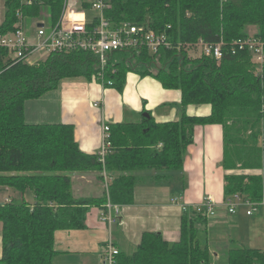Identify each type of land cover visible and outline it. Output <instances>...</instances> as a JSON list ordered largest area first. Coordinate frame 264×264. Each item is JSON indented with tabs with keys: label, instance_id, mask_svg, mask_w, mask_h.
I'll return each instance as SVG.
<instances>
[{
	"label": "trees",
	"instance_id": "trees-1",
	"mask_svg": "<svg viewBox=\"0 0 264 264\" xmlns=\"http://www.w3.org/2000/svg\"><path fill=\"white\" fill-rule=\"evenodd\" d=\"M69 0H6L0 36L14 32L17 13L24 28L35 21L55 25ZM94 0H83L90 9ZM105 16L115 25L129 22L164 33L175 46L202 39L223 41V58H190L175 47L160 48L152 55L140 51L115 53L104 72L106 88L123 91L128 74L153 77L166 90L181 92V106L210 105L207 116L183 113L179 120L158 123L150 115L140 122L108 124L112 149L105 166L97 154H86L75 140V128L67 124H28L25 103L55 90L66 79L98 80L99 62L89 52L51 53L43 61L28 64L12 60L0 48V187L34 203L12 199L0 203V262L5 264H54L58 231L83 230L89 209L134 203L139 183L136 173L183 169L197 126L221 125L224 130L223 167L226 198L241 193L252 202L264 198L262 170L264 146V66L256 74L252 54L233 44L247 39L249 28L264 43V0H111ZM113 178L109 196L76 199L72 175L103 171ZM161 175V174H160ZM207 217L184 212L180 238L168 242L161 233L145 232L131 256L120 253L116 264H213L202 245L198 225ZM226 264H264V251L232 246Z\"/></svg>",
	"mask_w": 264,
	"mask_h": 264
},
{
	"label": "crops",
	"instance_id": "crops-1",
	"mask_svg": "<svg viewBox=\"0 0 264 264\" xmlns=\"http://www.w3.org/2000/svg\"><path fill=\"white\" fill-rule=\"evenodd\" d=\"M5 1L0 0V26L5 21ZM35 22L33 29L29 26L26 31L31 40H34ZM251 32L255 35L257 29L253 28ZM39 58V55L33 56V64L38 63ZM180 103V91L164 89L151 76L130 73L123 91L106 88L96 80L88 81L81 77L63 80L57 89L26 101L24 111L28 124L73 125L80 150L86 154H97L102 146L105 124L140 122L145 113L162 123L177 121L183 113L207 116L211 112L210 105L182 108ZM261 144L263 146V139ZM223 158V127L197 126L181 171H138L134 203L117 205L118 222L111 231L101 220V207H91L83 230L56 232L54 247L57 253L53 263L103 264L110 240L120 253L131 256L145 232L161 233L170 243L178 241L184 211L173 203L176 197H180L181 203L189 208L202 204L207 196L216 201L217 214L198 225L200 241L208 246L213 264H226L227 252L232 246L264 251V207L252 216L247 215L245 206L239 207L235 214H229L224 207L228 171L223 167ZM257 173L264 174V155L262 170ZM0 192L3 195L0 203L6 199H25L34 203L30 193L22 196L2 187ZM72 194L76 199L98 200L105 198L106 189L97 173H75L72 175Z\"/></svg>",
	"mask_w": 264,
	"mask_h": 264
},
{
	"label": "built area",
	"instance_id": "built-area-1",
	"mask_svg": "<svg viewBox=\"0 0 264 264\" xmlns=\"http://www.w3.org/2000/svg\"><path fill=\"white\" fill-rule=\"evenodd\" d=\"M111 0H94L90 9L81 8L80 11L68 13V2L63 13L55 25L46 24L44 21H36L34 40L28 36L23 24L22 13H17L18 23L14 32L0 36V48L6 49L9 58L21 60L33 64V56L39 55L42 60L51 53H72L76 51L89 52L96 56L100 71L98 80L104 87L112 85V82L104 80V72L113 60L115 53L124 51H140L146 48L150 54L155 55L160 48H176L183 51L190 58L210 57L220 62L223 58V47L225 43L220 41L212 44L202 39L194 43H179L176 46L170 42L167 36L159 34L145 25H134L129 22L114 24L106 16L105 12L110 7ZM26 5H32L34 0H23ZM92 12V14H91ZM42 24V27L39 25ZM234 48L239 50L248 49L252 54V63L256 66V74L262 75L264 66V43L250 35L245 40L235 41ZM43 56V57H42ZM45 56V57H44ZM264 146V137H263ZM112 149L110 140V127L103 125L102 146L97 153L100 162L105 166L106 156ZM104 186L109 196V187L113 178L103 171ZM180 197L173 200L186 212L189 209L205 216L214 217L217 214V203L213 197L207 196L202 204L193 208L181 203ZM247 207V215L252 216L260 207H264V198L260 202H252L241 193L227 197L224 207L229 214H235L239 207ZM119 208L117 205L107 203L106 209L102 210L101 220L107 224L110 231L112 226L118 222ZM120 251L112 240L106 246L103 264H116Z\"/></svg>",
	"mask_w": 264,
	"mask_h": 264
},
{
	"label": "rangeland",
	"instance_id": "rangeland-1",
	"mask_svg": "<svg viewBox=\"0 0 264 264\" xmlns=\"http://www.w3.org/2000/svg\"><path fill=\"white\" fill-rule=\"evenodd\" d=\"M82 4H83V0H69L68 1V13H71L73 10L74 11H80L81 8H82ZM91 14H92V12H91ZM253 28L255 29V27H251L248 30V33L250 35L252 34L251 30ZM40 61H43V60H39V62ZM34 64H36V63H34ZM1 198H3V195L0 192V201H1ZM9 198H12V197L10 196ZM16 200H19V199H16ZM8 201H9V199H6V201L4 200V202H8ZM0 264H5V263L4 262H0Z\"/></svg>",
	"mask_w": 264,
	"mask_h": 264
},
{
	"label": "water",
	"instance_id": "water-1",
	"mask_svg": "<svg viewBox=\"0 0 264 264\" xmlns=\"http://www.w3.org/2000/svg\"><path fill=\"white\" fill-rule=\"evenodd\" d=\"M39 26L42 27V24H40ZM144 117H145V118H149L150 115L145 113V114H144Z\"/></svg>",
	"mask_w": 264,
	"mask_h": 264
}]
</instances>
